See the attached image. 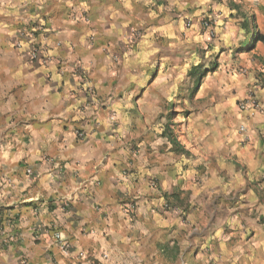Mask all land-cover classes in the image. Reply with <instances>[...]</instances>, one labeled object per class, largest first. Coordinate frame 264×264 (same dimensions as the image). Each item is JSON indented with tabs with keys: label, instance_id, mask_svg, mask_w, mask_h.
<instances>
[{
	"label": "crops",
	"instance_id": "0c3cea01",
	"mask_svg": "<svg viewBox=\"0 0 264 264\" xmlns=\"http://www.w3.org/2000/svg\"><path fill=\"white\" fill-rule=\"evenodd\" d=\"M202 14L223 69L161 87ZM0 264H264V0H0Z\"/></svg>",
	"mask_w": 264,
	"mask_h": 264
},
{
	"label": "rangeland",
	"instance_id": "374dc122",
	"mask_svg": "<svg viewBox=\"0 0 264 264\" xmlns=\"http://www.w3.org/2000/svg\"><path fill=\"white\" fill-rule=\"evenodd\" d=\"M207 15L208 14H202L201 17H199L197 20H193L191 16H183V21L180 20L182 22L183 33L177 34L179 43L181 41L185 42L189 40L191 34H194V32H198L199 42L202 41L205 44L200 50L194 48H180L181 44H179L174 57L170 56L168 58L167 55L162 56V62H160V67H158L157 71V76L160 78L161 87L166 88L169 85L171 86L173 82H175V84H177L178 90L187 89L189 92H193L195 90L197 82L195 77L190 75V71H194L196 69L202 72L205 68L211 69L214 66V69H212L210 73H208L202 80H200V83L196 89L200 90L201 88H204L208 83L210 84L211 79L215 78L214 73H218L219 68L223 69L222 64L221 66L220 64H218V58L220 56L216 57L213 52V54H211V51L215 50L216 42H218L221 37V35H217L216 21L213 20L212 22V27L214 30L213 35H211V33L201 25L203 17ZM189 20H191L192 23L191 27H187V22ZM237 24V31L233 34L234 36H236L235 39H237V43L233 46L232 50L235 54H244L247 51L246 42L248 39V34L249 31H252V29H249L247 27L248 24L246 25V23L242 21H237ZM234 36H232L231 39H234ZM191 103L192 100L189 99L188 104L190 105ZM187 112L188 108H185L184 106H176V108L170 111L168 114L159 115V121H164L165 123L170 121L171 124L176 125V131L178 130V132H180L183 129L184 121L188 115Z\"/></svg>",
	"mask_w": 264,
	"mask_h": 264
},
{
	"label": "built area",
	"instance_id": "2783aa9c",
	"mask_svg": "<svg viewBox=\"0 0 264 264\" xmlns=\"http://www.w3.org/2000/svg\"><path fill=\"white\" fill-rule=\"evenodd\" d=\"M76 20H81V21H85V22L89 21V19L86 17V15L84 13L78 14L76 16ZM213 20L214 19L211 18L210 16H204L202 19L203 28H205L207 31H209L211 33V35H213V32H214L213 27H212ZM191 25H192L191 20H189L187 22V27H191ZM255 37H256L255 32H252V34H250V37H249V41L251 44L254 43ZM30 56H31L32 60H34V61H39L41 63H45L47 61V59H44V57L41 55L40 48H38V47H34L32 49ZM249 107H251L253 109H260L261 108V104L258 101V99L256 98L254 92L248 96L247 101L240 104L239 108L241 110H245ZM134 207H135L134 204H130L126 208V210L128 212H131L134 209ZM54 236H55V239L61 244L62 248L65 250L67 248V244L63 241L61 234L59 232H56Z\"/></svg>",
	"mask_w": 264,
	"mask_h": 264
},
{
	"label": "trees",
	"instance_id": "16d2710c",
	"mask_svg": "<svg viewBox=\"0 0 264 264\" xmlns=\"http://www.w3.org/2000/svg\"><path fill=\"white\" fill-rule=\"evenodd\" d=\"M246 25H247V21H246ZM252 32H255V34H256V37L254 39V43H257V42L262 40V35L260 33H258L257 31H255L254 28H252V31H249L248 39H247L246 44H248L250 42L249 41V37H250V34H252ZM212 69H214V66L211 69L210 68H205L202 72H200L199 70H196V69L194 71L193 70L190 71V75L194 76L195 79H196V82H197L195 90L193 91V94H195L198 91L196 89H197V87H198V85L200 83V80H202L208 73H210Z\"/></svg>",
	"mask_w": 264,
	"mask_h": 264
}]
</instances>
